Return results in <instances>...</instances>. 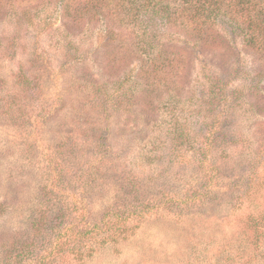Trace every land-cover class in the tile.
<instances>
[{"label":"rangeland","instance_id":"374dc122","mask_svg":"<svg viewBox=\"0 0 264 264\" xmlns=\"http://www.w3.org/2000/svg\"><path fill=\"white\" fill-rule=\"evenodd\" d=\"M81 3L83 0H71L67 6L71 10ZM64 19L60 0L0 2V264L29 263L12 259L10 255L16 257L17 252H12V246L20 244L30 233L33 213L43 204L53 216L60 209L79 206L85 208L88 216L94 215L97 219L99 213L113 206L116 200L123 202L127 198L128 202L139 204L137 207L142 209L150 197H161L159 190L177 193L175 199L194 198L195 190L207 192V196L196 205L190 202L177 205L171 211H150L152 215H146L129 239L101 248L86 264H220L216 253L218 227L221 226L226 235L235 232V238L238 235L247 238L244 236L247 232L249 239H253L255 233L247 210L241 218L233 216L234 221L231 222L237 228L227 226L229 221L223 216L231 213L230 206L234 203L230 192L205 191L200 185L205 181H201L203 177L194 166L198 158L193 148L196 144L205 143L206 132L200 134L201 128L203 131L215 130L216 122L207 118L201 125L204 114L199 108L188 109L196 104L189 100L186 104L183 103L185 101L168 104L157 100L158 112L154 113L148 109L147 102L154 98L152 101L157 104L155 100L164 95L159 91L158 96L154 93L143 104L134 102L119 107L117 98L113 96L115 88L112 82L104 84L103 91L99 90V93L91 86L76 84L85 74L102 78L104 73H109L112 65L106 48H114L115 44L112 45L101 31L91 34L88 29L80 33L83 36L78 40L72 39L68 30L66 32L62 27ZM96 26L94 24L91 28ZM163 40H167L184 61L186 71L180 83H190L194 73L198 75L199 58L192 57L188 48L178 42V37L165 34ZM77 41L79 47L75 44ZM233 42L241 51V39L233 38ZM119 48L131 46L120 45ZM77 54H80L79 59ZM207 56L223 70L232 66V57L225 48L207 53ZM221 57L224 59L220 60ZM242 57L243 63L249 67L259 64L258 61L255 64L251 57ZM135 62L128 56V60L122 62L125 63L123 69L132 70ZM19 73L27 77L23 87L15 84ZM20 81L24 82V79ZM104 81L100 80L101 83ZM106 94L108 99L111 98L105 105L107 114H111L109 122L97 124L99 117L91 120L110 131L107 136L114 155L110 160L112 167L107 166L106 171H129L135 190L128 192L129 183L126 182L124 189L113 188L94 194V199H90V196L83 197L81 169L74 168L75 157L71 155L73 149L70 152V146L84 143L87 138L91 140L92 135L88 137L91 130L87 125L90 121H83L87 116L92 119L95 114L100 115L98 104L102 105V101L96 98ZM83 101L86 105L81 107ZM241 107L236 110L234 120L231 119L226 126L224 119L228 115L220 117L217 122L219 133L209 142L206 140L207 145L213 148L209 155L212 164H222L226 169L221 171L220 178L214 179L215 182L230 177L229 167H235L236 163L242 169L235 167L238 171L233 176H243L242 170L258 159L251 130L258 127L256 121L264 120L255 117L247 104L242 102ZM176 126L186 127L192 134L197 133L196 143L192 141L185 145L180 159L171 155L176 147L172 142V130ZM232 131L235 138L231 136ZM85 158L83 155L82 166ZM109 171L101 172L102 177L112 174ZM260 171L264 174V163ZM46 188L53 192L49 193L48 199ZM223 197L228 201H223L221 206L219 200ZM245 207L254 210L249 203ZM180 214L181 221L177 219ZM259 257L258 262L264 264L262 252Z\"/></svg>","mask_w":264,"mask_h":264},{"label":"trees","instance_id":"16d2710c","mask_svg":"<svg viewBox=\"0 0 264 264\" xmlns=\"http://www.w3.org/2000/svg\"><path fill=\"white\" fill-rule=\"evenodd\" d=\"M60 1L66 18L62 27L66 32L68 30L72 39L78 40L83 36L80 33L88 29L91 34L101 31L112 45L115 44L114 48H106L107 58L112 65L109 73H104L102 78L85 74L75 82L76 84L91 86L99 93V90L103 91L104 84L112 82L115 88L113 96L117 98L119 107L134 102L143 104L154 93L158 96L159 91L164 95H159L160 98L155 100L157 104L152 101L154 98H149L147 102L148 109L154 113L158 112L157 100L168 104L183 101L186 104V100H189L196 104L188 109L199 108L204 114L200 124H204L207 118L216 122L215 130L210 128L203 131L204 128H201L200 134L206 132L205 143L196 144L193 148L194 155L198 158L194 161V166L203 177L201 181H205L200 185L205 191L216 190L224 194L230 192L234 203L230 206L231 213H225L223 216L224 220L229 221L227 226H233V216L241 218L247 210L255 233L253 239H249L247 232L244 235L247 236L246 239L239 235L235 238V232L226 235L224 229L218 227V260L220 259V264L231 261H235L234 264H261L258 261L261 252L264 257V174L260 171V166L264 163V121H256L258 127L252 130L250 128L259 160L250 163L249 168H244L243 176H233L238 171L235 167L242 169V166L238 167L236 163L235 167H229L232 173L230 177L215 182L214 179L220 178L225 166L212 164L209 155L213 148L207 145L206 140L209 142L212 136L219 133L217 122L220 117L228 115L227 119H224L225 126L231 119L234 120L236 110L242 108V102L247 104L255 117L264 120V0H83L80 6L71 10L67 6L71 0ZM94 24L97 26L91 28ZM165 34L178 37V42L188 48L192 57L197 60L199 58L198 75L194 73L193 79L186 85L180 83L182 74L186 71L183 68L184 61L176 49L172 48L167 40H163ZM236 37L242 41L241 51L234 45L233 38ZM79 41L75 43L77 47L80 46ZM120 45L131 48H119ZM222 48L232 57V66L227 70H223L207 56V53ZM242 55L253 58L254 63L258 61L259 64L249 67L243 63ZM77 56L79 59L80 54ZM128 56L131 60H136L132 70L123 69L125 63L122 62L128 60ZM223 59L221 57L220 60ZM17 76L15 84L23 87L27 77L23 73ZM21 78L24 82L20 81ZM100 80L105 81L101 83ZM99 99L102 101V105L98 104L100 115L95 114L92 119L86 115L83 121H90L87 125L91 130L88 136L92 135L91 140L87 138L84 143H74L70 146V152L71 148L73 149L71 155L75 157L74 168L81 169L79 174L82 177L80 185L83 197L90 196V199H94V194H102L113 188L124 189L126 182L129 183L128 192L135 190V185L128 175L129 171L110 169L108 171L112 174L108 177L101 175V172H108L107 166L112 167L110 160L114 153L111 152L112 146L108 141L109 129L104 130L97 126L101 122H109L111 114H107L105 105L111 98L108 99L106 94L105 97L96 98ZM80 104L84 107L86 102ZM58 105L57 102V107ZM98 117L99 121L95 125L91 120ZM172 133V142L176 147L171 155L180 159L183 156L181 151L185 152L183 147L192 141L196 143L197 133L192 134L182 126H176ZM231 136L236 137L233 131ZM83 155L86 157V160L82 161L84 166L81 165ZM95 164L99 167L96 168ZM115 181H118V184ZM211 182L212 184L208 185ZM45 192L48 199L52 191L46 188ZM158 193L161 194L159 199L162 200L154 195L143 204L142 209L137 207L139 204L128 202L127 198L122 200L123 202L116 200L113 206L102 210L97 219H94V215L88 216L85 208L79 206L60 209L53 216L51 210L43 204L33 213L30 233L20 244H13L12 252L17 251L16 257H10L20 262L29 261L28 264H86L101 248L129 239L146 215H152L149 214L150 211H171L177 205H187L190 202L196 205L202 197L206 199L207 196V192L198 190L193 192L194 198L186 196L183 199H175L178 195L171 191L159 190ZM225 200L228 201L223 197L219 204L222 206ZM246 203L254 210L245 207ZM177 219L181 221L182 215Z\"/></svg>","mask_w":264,"mask_h":264}]
</instances>
